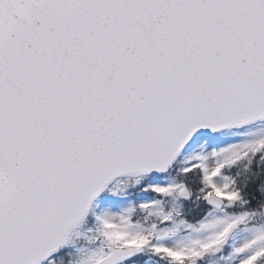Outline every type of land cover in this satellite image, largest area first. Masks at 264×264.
I'll use <instances>...</instances> for the list:
<instances>
[{"label":"snow or ice","instance_id":"obj_1","mask_svg":"<svg viewBox=\"0 0 264 264\" xmlns=\"http://www.w3.org/2000/svg\"><path fill=\"white\" fill-rule=\"evenodd\" d=\"M0 264H264V0H0Z\"/></svg>","mask_w":264,"mask_h":264}]
</instances>
